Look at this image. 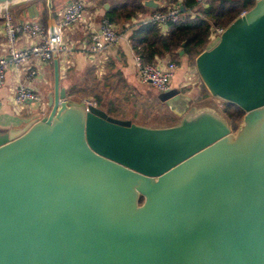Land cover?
<instances>
[{
    "label": "water",
    "instance_id": "1",
    "mask_svg": "<svg viewBox=\"0 0 264 264\" xmlns=\"http://www.w3.org/2000/svg\"><path fill=\"white\" fill-rule=\"evenodd\" d=\"M52 58L49 113L0 132V264H264V0L194 58L207 91L244 111L236 131L176 89L158 93L168 125L85 109Z\"/></svg>",
    "mask_w": 264,
    "mask_h": 264
},
{
    "label": "crops",
    "instance_id": "2",
    "mask_svg": "<svg viewBox=\"0 0 264 264\" xmlns=\"http://www.w3.org/2000/svg\"><path fill=\"white\" fill-rule=\"evenodd\" d=\"M69 1L70 0H51V17L48 14L46 0H21L9 5L8 8L10 9L14 19L17 21L24 19H36L38 21L40 20L39 22H42L44 25L49 27L51 22L54 23L59 19L63 6ZM158 1V7H161L165 0ZM85 3L86 9L83 22L64 29V41L71 49L70 55L66 60L67 62L63 63L62 56L56 52L59 66V87L65 88L67 99L80 102L83 98V95L81 94L83 93L81 92V86L89 87L90 83L95 84L94 87L96 89L103 91V96L101 98L102 101L98 105L99 108L105 110L112 116L118 118H129L134 121L133 117L136 116V114L128 113L129 107L121 112V109H118V106L116 107L115 105L111 109L109 101L116 98V96L118 97L121 93L128 94L133 101H142L144 100L142 98H148L152 101L154 98L145 95L142 90L150 84L142 83L138 80L133 60L134 51L131 48L128 37L131 28L135 27L139 22L147 21L148 13L151 10L148 8L146 10L136 12V14L130 18V21L125 23L123 27L116 23L117 30L119 32V40L114 44L106 46L104 50L98 54L92 55L87 52L86 44L90 40L91 33L94 30L99 29L100 19L104 16V12L108 8L109 4L104 3L107 4V8H105L104 4H100L94 0H85ZM45 6L47 9V15L44 19L42 13ZM184 10H187V8L185 7ZM1 25L2 21L0 20V54L3 53L5 49ZM156 26L159 31H161L157 24ZM31 42V38L23 36L19 41V45L25 46ZM180 57L181 63H177L178 61H175L173 59L174 57L169 53H164L162 55L155 54L152 60L163 65L167 63L175 64V69L171 77L170 89L177 90V88H190V86L196 84L197 82H201L197 72L195 76H192L190 69L191 66L186 55L183 54L182 56L180 55ZM30 70L35 71V75L32 76L33 78L26 77ZM19 82H27L31 85V87L38 90L45 98L44 106L42 107L34 101H27L20 107L15 108L12 103V94ZM150 87L152 86L150 85ZM181 89L178 91L183 94H187L190 97V103L193 104L191 99L196 96L198 87H195L194 91H192V89L182 91ZM204 89L207 91L205 87ZM53 91V58L42 64H37L35 61H31L26 63L18 71L13 68H9L6 72L4 84L0 87V132L21 128L31 120H38L46 116L50 111V106L48 105V95L52 96ZM90 94L87 93V96H91ZM207 94L208 95L206 97H209L213 104L209 102L204 105H209L214 108L221 105V100H218L217 97L211 95L208 91ZM170 116L171 118L173 116L177 117L174 114ZM166 120L168 121L170 119ZM163 125H168V123H164Z\"/></svg>",
    "mask_w": 264,
    "mask_h": 264
},
{
    "label": "built area",
    "instance_id": "3",
    "mask_svg": "<svg viewBox=\"0 0 264 264\" xmlns=\"http://www.w3.org/2000/svg\"><path fill=\"white\" fill-rule=\"evenodd\" d=\"M167 1L165 0L160 8L150 11L147 16V21L157 24L162 33H166L170 22L177 20L179 15L186 11L184 10V0H178V2ZM195 2L201 4L204 0H195ZM85 6V0H70L65 4L59 19L53 23L52 34L49 27L42 25L38 20L24 19L17 21L8 6L1 8L0 18L5 49L0 54V87L4 84L6 72L9 68L18 71L31 61H35L37 64L47 62L52 58L54 49L62 56L63 63L67 62L71 49L64 41V29L83 22ZM189 12L194 13L192 10ZM223 29V26H211L209 31L210 41L218 36ZM23 36L31 38L32 42L20 46L19 41ZM118 40L119 32L116 23L103 16L100 19L99 29L91 33L90 40L86 44V50L95 55ZM133 60L140 82L150 84L158 92H164L171 88V77L175 69L174 63L163 65L156 61H144L141 55L135 52L133 53ZM191 72L196 73L195 69ZM33 75H35V71L30 70L26 77L33 78ZM81 100L85 109H88L89 106H98L96 100L91 96L83 97ZM27 101H34L42 107L45 104V98L38 90L31 87L27 82H19L12 94V103L16 108Z\"/></svg>",
    "mask_w": 264,
    "mask_h": 264
},
{
    "label": "trees",
    "instance_id": "4",
    "mask_svg": "<svg viewBox=\"0 0 264 264\" xmlns=\"http://www.w3.org/2000/svg\"><path fill=\"white\" fill-rule=\"evenodd\" d=\"M100 4L108 3L109 6L104 12V16L114 23H118L122 27L130 21V18L138 11H143L146 8L142 4V0H94ZM173 0L171 2H175ZM186 11H183L179 18L170 22L166 33H162L157 28L156 24L146 21L139 22L135 27L131 28L129 34V42L135 53H139L144 61H152L154 55H162L169 53L173 57L178 56L176 51L184 41V54H191L195 57L202 51L209 39V31L211 26L225 27L242 11L249 9L254 0H204L203 3L196 4L195 0H184ZM160 8V7H159ZM151 11L154 9H150ZM192 10L194 13H190ZM46 6L43 9V18L47 15ZM1 20V18H0ZM40 21V20H39ZM42 25L44 23L40 22ZM46 26V25H44ZM95 84L90 83L89 87L81 86V93L86 97L87 93L96 100L97 105L101 103L103 91L94 87ZM204 88V87H203ZM157 91V90H156ZM157 93H159L157 91ZM144 100H132L128 94L119 95L109 101L111 109L114 105H124L121 107V112L126 109L127 104L139 103L138 109L141 111H152L156 106L162 105L166 108V118L169 119L172 112L166 107L163 101L157 96L153 100L142 98ZM156 101V105L155 104ZM119 109V108H118ZM222 112L229 119L232 130L237 127L238 121L242 117L244 111L236 104L228 101L222 102ZM174 119L177 118L173 116ZM172 117V118H173Z\"/></svg>",
    "mask_w": 264,
    "mask_h": 264
},
{
    "label": "rangeland",
    "instance_id": "5",
    "mask_svg": "<svg viewBox=\"0 0 264 264\" xmlns=\"http://www.w3.org/2000/svg\"><path fill=\"white\" fill-rule=\"evenodd\" d=\"M169 2H171V1H173V0H168ZM167 1V2H168ZM85 9H86V6H85ZM240 14V13H239ZM229 24V23H228ZM227 24V25H228ZM181 46V45H180ZM179 46V47H180ZM178 47V48H179ZM177 48V49H178ZM183 49H184V46H183ZM177 53V52H176ZM184 54V50H183V53H182V55ZM177 55L178 56H175L173 59L175 60V61H178L177 63H181V57H180V55L177 53ZM181 55V56H182ZM184 55H186V57H187V60H188V62L190 63V69H191V71H193V69H195V65H194V58L195 57H193V55H191V54H184ZM180 57V58H179ZM174 62V61H173ZM195 71H196V69H195ZM195 72H192V76H195ZM148 87H145V88H141L142 90H143V92H144V94L145 95H148V96H150V97H155V96H157V91L153 88V87H150V85H147ZM150 87V88H149ZM181 87V86H180ZM195 87H198V92L196 93V96L194 97V98H192L191 99V102L193 103V104H197V105H204V104H207V103H212V100L211 99H209V97H206L208 94H207V91L203 88V83H201V82H197L196 84H194V85H192V86H190V88L189 87H187V88H183V89H181V88H177V90H182V91H187V90H189V89H192V91H194V88ZM191 91V90H190ZM221 102H223L222 100H221ZM213 104V103H212ZM123 107H124V105H122ZM121 105H120V107H119V104H118V108L119 109H121V107H122ZM214 106V105H213ZM126 108H128L129 109V112L128 113H135L136 114V116H134L133 117V120L134 121H138V122H141V123H145V124H150V125H163L164 123H168V124H171V123H174L175 121H177L178 120V118H175L174 119V117L173 118H171V116H170V120H166L165 118H166V115H167V113H166V108L165 107H163L162 105H158V106H156L151 112L150 111H148V110H144V111H141L140 109H138V108H140L139 107V103H137V102H135V104H127V106H125ZM167 107V106H166ZM168 108V107H167ZM222 115H224L225 116V114L222 112V110H221V108H222V103H221V105L220 106H216L215 107ZM169 109V108H168ZM46 110H48V109H46ZM170 110V109H169ZM171 112V111H170ZM127 114V113H126ZM125 114V115H126ZM244 114V113H243ZM226 117V116H225ZM242 117H243V115H242ZM242 117L240 118V120L238 121V124H237V127L233 130V131H236L237 130V128L239 127V125L241 124V122H242ZM226 119L228 120V122H229V119L226 117Z\"/></svg>",
    "mask_w": 264,
    "mask_h": 264
}]
</instances>
